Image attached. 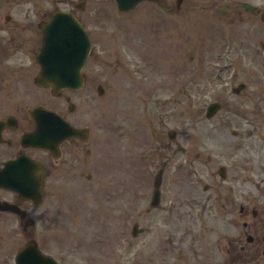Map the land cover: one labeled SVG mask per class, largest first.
<instances>
[{
    "label": "rangeland",
    "instance_id": "obj_1",
    "mask_svg": "<svg viewBox=\"0 0 264 264\" xmlns=\"http://www.w3.org/2000/svg\"><path fill=\"white\" fill-rule=\"evenodd\" d=\"M163 2L175 7V0ZM228 2L188 0L180 15H167L161 3L119 15L111 0H91L96 45L89 70L106 93L101 100L91 98L94 107L80 112V121L93 133V162L83 169L92 175L89 192L75 188L78 198L73 207H65L70 212L63 218L66 232L60 227L59 232H44L45 251L62 264H95L102 258L108 264H150L151 256L176 259L189 245L200 248L205 230L214 231L216 240L227 238L229 245L234 238L241 240L242 222L252 219L250 213L238 217V206L264 201L241 176L248 172L252 180L264 179L263 171L256 178L244 165L253 157L258 162L252 163L264 169V59L255 55L259 42L246 43L253 48L245 52L240 37L235 44L224 36L215 38L208 26L198 35V20L188 15L198 3H209L214 8L210 17H216L214 30L215 21L223 18L215 13ZM96 7L105 11L104 24L93 21ZM119 58L128 75L115 73ZM135 67L134 79L128 68ZM240 83L246 89L235 96L232 88ZM214 101L221 102L222 110L209 120L206 108ZM55 102L64 109L63 100ZM171 129L178 131L174 143L167 138ZM221 166L226 167V179L218 174ZM161 167H166L162 202L148 213ZM136 222L144 232L133 237ZM73 248L78 252L74 263L69 257ZM214 251L219 256L215 246Z\"/></svg>",
    "mask_w": 264,
    "mask_h": 264
},
{
    "label": "flooded vegetation",
    "instance_id": "obj_2",
    "mask_svg": "<svg viewBox=\"0 0 264 264\" xmlns=\"http://www.w3.org/2000/svg\"><path fill=\"white\" fill-rule=\"evenodd\" d=\"M45 2L49 0H0V32H5L0 35V264H17L19 253L31 241L41 252L51 255L43 247L44 232L64 228L63 213L54 209L60 193L76 180V170L80 171L78 179L85 177L81 171L87 162L83 152L91 139L85 140L84 134L61 142L55 152L24 142V137L37 128L29 112L59 98L52 96L50 89L34 85L31 90L28 85V70H40L34 64L29 67L26 59L28 56L36 59L41 48L42 23L57 11L78 10V15L84 14L79 16L82 24L90 28L85 0H51L50 5ZM218 15L224 17L218 21L216 35L264 40V0H229ZM89 79L86 76L84 89ZM82 91H65L60 95L65 106L62 109L65 112L60 114L76 128L85 127L80 121V111L91 99L89 92ZM55 106L61 109L59 104ZM29 160L33 161V168L28 173ZM28 175L35 180L31 193H37L44 181L41 194V189L36 196L28 194ZM245 212L243 208L242 213ZM254 212L257 217L258 212ZM245 233L252 240L247 237L237 252L229 251L232 257L221 262L200 260L193 253V257L182 258L175 264H264V220L261 224L247 225ZM77 254L76 248L69 252L71 262H75ZM156 261L151 258L150 264H170V259ZM101 262L108 264L103 258Z\"/></svg>",
    "mask_w": 264,
    "mask_h": 264
},
{
    "label": "water",
    "instance_id": "obj_3",
    "mask_svg": "<svg viewBox=\"0 0 264 264\" xmlns=\"http://www.w3.org/2000/svg\"><path fill=\"white\" fill-rule=\"evenodd\" d=\"M129 1L130 0H119L121 8L126 7V5L129 6ZM134 2L136 3L138 0L133 1V3ZM72 25H70L72 29L67 32L65 37L60 34V31H56L53 35L50 34L51 38L47 43L46 50L48 51L44 56L43 72L38 83L42 85H52L55 92H59L62 87L72 86L73 83L80 81L81 68L85 64V60L89 54L91 45L87 35L84 34V32H80L81 27L76 22H73ZM73 34L75 36H73ZM75 44H77V48L73 50L72 46ZM217 107V105L210 106L208 110L209 117L216 112ZM160 185L161 174L158 175L155 182L156 192L154 203L159 199ZM45 261H47L45 264H55L50 259L49 261Z\"/></svg>",
    "mask_w": 264,
    "mask_h": 264
},
{
    "label": "bare ground",
    "instance_id": "obj_4",
    "mask_svg": "<svg viewBox=\"0 0 264 264\" xmlns=\"http://www.w3.org/2000/svg\"><path fill=\"white\" fill-rule=\"evenodd\" d=\"M208 227H209V229L212 228V227L209 226V225H208ZM209 232H211V231H210V230L205 231V232H204V235H203V237H202V242L205 243V244H208V243L210 242V240H211V238L208 236Z\"/></svg>",
    "mask_w": 264,
    "mask_h": 264
}]
</instances>
